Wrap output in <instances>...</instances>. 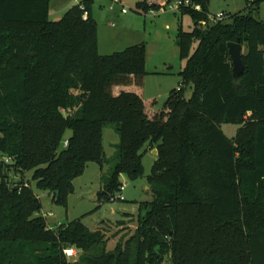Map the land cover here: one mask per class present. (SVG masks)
<instances>
[{"label": "trees", "instance_id": "obj_1", "mask_svg": "<svg viewBox=\"0 0 264 264\" xmlns=\"http://www.w3.org/2000/svg\"><path fill=\"white\" fill-rule=\"evenodd\" d=\"M52 1L0 0V264H264V0L215 21L210 0L180 5L194 28L179 30L187 62L163 110L142 91L144 43L101 55L93 0L58 21ZM175 1L185 0L138 8ZM238 38L247 52L235 77L228 44ZM111 124L120 142L100 202L122 190V174L144 175L146 145L158 155L147 178L153 199L139 204L130 237L108 250L105 233L80 219L50 228L32 183L67 207L87 165L108 162ZM223 124L240 126L234 138Z\"/></svg>", "mask_w": 264, "mask_h": 264}, {"label": "rangeland", "instance_id": "obj_2", "mask_svg": "<svg viewBox=\"0 0 264 264\" xmlns=\"http://www.w3.org/2000/svg\"><path fill=\"white\" fill-rule=\"evenodd\" d=\"M82 1L84 0H53L50 19L58 21L70 8ZM142 1L145 0H93L92 13L98 24V50L101 55H111L144 43L147 75L144 77L142 91L146 100H156V110H163L171 91L181 84L180 73L187 62L180 57L177 42L179 30L192 31L194 21L189 14H182L175 7L176 1L166 8L149 11L138 8V3ZM240 11H250L247 0H210L209 12L213 16ZM259 17L264 20V1L259 7ZM246 52L247 47L244 45L243 53ZM239 127L236 124H223L222 130L226 136L234 138ZM71 135L72 131L68 130L65 138ZM119 142L120 136L115 125L106 126L103 145L108 162L103 167L98 163L88 164L84 174L75 181L76 192L69 196L67 207L56 204L52 195L39 191L35 183H32L43 204L41 213L50 228L80 219L91 230L100 229L105 233L108 250H112L117 242L130 237L137 227L139 204L153 199L147 178L155 157L149 153L146 145L143 157L144 175L132 180L122 174L120 182L123 189L115 195L114 200L100 202L104 179L111 174L117 163ZM24 178L30 179L31 173ZM126 211L134 214H121ZM80 255L77 251V255L71 260H79Z\"/></svg>", "mask_w": 264, "mask_h": 264}, {"label": "water", "instance_id": "obj_3", "mask_svg": "<svg viewBox=\"0 0 264 264\" xmlns=\"http://www.w3.org/2000/svg\"><path fill=\"white\" fill-rule=\"evenodd\" d=\"M229 55L233 63V74L238 77L244 73L245 65L243 62V45L240 43V38L235 42L228 44Z\"/></svg>", "mask_w": 264, "mask_h": 264}, {"label": "built area", "instance_id": "obj_4", "mask_svg": "<svg viewBox=\"0 0 264 264\" xmlns=\"http://www.w3.org/2000/svg\"><path fill=\"white\" fill-rule=\"evenodd\" d=\"M190 4H191L190 0H185L184 2L183 1H176L175 7L179 8L180 5H190ZM194 8L197 9V10L201 9L200 5H197V4L194 5ZM123 12H126V10L123 9ZM87 17H88V13L85 12L84 15H83V18L87 19ZM223 17H224V14L223 13H219L216 16L211 15L210 16V20L211 21L220 20ZM203 24H205V22H203ZM65 145H67V142H65ZM122 189H123V187H122ZM121 199L123 200L124 198H121ZM65 254H66V256L68 258H72V257L77 255V250L75 248H68V249L65 250Z\"/></svg>", "mask_w": 264, "mask_h": 264}, {"label": "crops", "instance_id": "obj_5", "mask_svg": "<svg viewBox=\"0 0 264 264\" xmlns=\"http://www.w3.org/2000/svg\"><path fill=\"white\" fill-rule=\"evenodd\" d=\"M103 140H104V132H103ZM104 150H105V147H104ZM147 150L149 151V153H151L152 155H154V161L157 159V155H158V150H157V148L156 147H154V148H152V147H150V146H148L147 147ZM105 154H106V152H105ZM146 155H147V153H146ZM106 157H107V155H106ZM88 166V165H87ZM77 179V178H76ZM76 179L74 180V186H75V192H76V184H75V181H76ZM149 190H150V187L148 188ZM134 214V213H132V212H128V211H126V212H124V213H121V214Z\"/></svg>", "mask_w": 264, "mask_h": 264}]
</instances>
